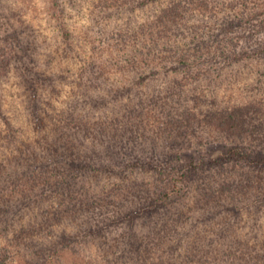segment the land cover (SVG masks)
I'll use <instances>...</instances> for the list:
<instances>
[{"label":"trees","instance_id":"trees-1","mask_svg":"<svg viewBox=\"0 0 264 264\" xmlns=\"http://www.w3.org/2000/svg\"><path fill=\"white\" fill-rule=\"evenodd\" d=\"M55 1L59 6L60 0ZM101 4L98 13L115 17V24L108 37L97 35L106 42L99 52L89 31L81 34L86 35V43V37L73 34L66 25L65 9L59 8L60 24L67 28L61 39L68 45L61 54L80 63L79 73L75 71L78 83L85 82L89 73L92 80L105 76L106 81V73L111 72L121 76L117 87L104 86V95H91L85 88L86 102L93 108L112 109L111 119L103 110L104 115L81 114L77 101L56 106V85L68 77L67 69L71 71L66 65L55 75L32 69L24 74L29 93L20 107L32 117L30 138H20L24 134L7 119L0 104V116L10 127L1 135L0 151L4 142L13 143L19 154L14 155L18 168L7 175L20 176L27 183L21 204L12 200L8 208L0 207V214L12 209L2 221V230H11L15 242L10 249L0 248V264H65L64 252L78 253L80 237H101L108 225L128 224L134 230L143 218L155 235L148 234L151 244L131 231L125 245L105 243L98 253L76 258L72 264H190L191 257L179 248L183 238L191 239L193 228L201 226L197 229L205 232L211 247L217 245L213 235L228 234V228L213 230L217 217L223 215L226 224L238 219V205L221 204L216 197L236 190L246 195L252 180L264 184V0H104ZM28 45L26 51L31 50ZM32 61L29 58V64ZM151 80L164 84L157 93L142 92L140 86ZM147 125H155L152 135L141 130ZM215 140L226 143L221 154L182 160L185 147ZM102 177L118 179L112 190L118 200L108 199L111 194L106 191L102 194L105 188L87 183ZM197 186H202L198 192L209 211L194 220L179 201L196 192ZM68 211V218L77 211L83 214L76 231L69 233L62 226L55 236L46 232L51 222L64 225L60 221H65ZM106 211L115 214L109 222L102 221ZM169 228L175 230V237L168 244ZM165 244L169 248L163 247L161 260H150L154 249ZM228 248L241 251L240 245ZM146 250L154 253L149 257ZM224 264L237 263L227 259Z\"/></svg>","mask_w":264,"mask_h":264},{"label":"rangeland","instance_id":"rangeland-1","mask_svg":"<svg viewBox=\"0 0 264 264\" xmlns=\"http://www.w3.org/2000/svg\"><path fill=\"white\" fill-rule=\"evenodd\" d=\"M56 2L55 0H0V104H2V107L5 109V116L7 119L11 120L13 126L19 133L24 134V136L20 137L23 139L26 136L30 138L33 133L31 128L32 117L22 109V106L20 107V104L22 101L26 100L29 93L25 90V78L31 69L34 72H43V75H46V73L55 75L54 73H58L57 71H59L58 69L61 65L71 67V71H68V69L65 71L68 77L61 78L56 85L57 88H59L56 94H54L56 106L62 108L77 101L79 102V107L82 109L81 114L93 116L94 113L101 114L103 111H106L109 115V119L112 118V109L93 108L89 101L86 102L88 93L85 92V88H88L87 91L91 93V95H104L106 94L104 86L111 84L117 87L121 82V76L111 72L106 73V81L104 78L105 76H101L100 79L94 78V80H92L89 78L91 73H86V83H78V81H75V71L77 70V74L79 73L80 63H75L73 59L64 57L61 54L63 47H67L68 45L61 39L62 37H66L64 33L67 28L62 29L58 13L60 12L59 8L65 9V16L68 20L66 25L68 28L72 27L74 29L73 34L79 39V37H86V35L81 34H86L87 31H89L87 35L90 33V36L93 37L97 52H99L101 46L104 47L106 42L102 41L101 37L98 38L97 35L108 37L110 34L108 33L109 30L112 29L115 24V17L111 20L106 14L102 15L98 13L102 5L101 3L104 2V0H60L59 6L56 5ZM102 13L104 14V12ZM97 20L102 24L97 26L95 23ZM103 39L107 41V38ZM86 41L87 37L83 42L86 43ZM27 44H29L28 46L31 49L29 51L25 50ZM2 48L5 50L4 52ZM18 54H26V56H18ZM14 55L16 57H14ZM29 58L34 59L30 64ZM99 73L100 70L98 71V75H100ZM24 74L27 75L24 76ZM162 81L151 80L148 85L140 86V90L144 93H157L164 84ZM110 104L116 105V102H110ZM90 113L93 115H90ZM5 120L6 119L0 116V140L3 139L2 136L10 128ZM155 128V125L150 127L147 125L141 130L152 135ZM37 135H39V131H36L35 136ZM143 138L144 137L141 136L140 139ZM225 150L226 143L215 140L206 144L185 147L181 152V158L185 162L192 160L196 161L203 156L210 158L217 156ZM14 155L17 157L19 154L18 151L14 149L13 143L8 144L4 142L3 149L0 151V207L2 208H8L9 204L13 205L11 202L12 200H15L17 204H21L23 202L21 200L25 197L23 196V192L27 191L26 179L20 176L12 178L7 175L10 171L14 172V169H17L19 166V163H17L18 159H16ZM117 182L118 179L116 177H102L99 181H97L96 178L92 180L89 179L87 183L105 188L102 194L106 191L107 194H111V197H108V199L115 198V200H118L117 195L113 194L114 192L112 191L116 189L114 185ZM262 183L263 182L252 180L251 192L246 195L238 194V190H236L237 192L233 191L232 195L224 192L222 195L216 197V199L221 201V204H237L239 207L238 219L235 220L232 218L230 223L226 224L225 221L222 220L223 215L217 217L212 224L213 230L217 232L228 228V234L220 238L213 235L214 239L217 240L215 241L217 245L211 247L210 245H212V243L209 238L206 237L205 232L203 233V231L201 232L197 229H201V226L198 225L193 228L190 232V235H192L191 239L188 236L187 238H183L179 248V252H183V254L191 257L190 264H224L227 259L237 264H264V192H258V190L262 191L264 187ZM29 186H31V184H29L28 187ZM201 188L202 186H197L196 192L191 191V195L179 201L181 202L179 203V207L194 220L203 214L207 215L209 211L208 204H206L199 195L198 191ZM11 212L12 209L6 210L3 214H0V233L3 234L0 236V248L7 247L10 249L9 246L15 244V242H12L10 227H8L10 232L2 230V221L6 219L7 215ZM69 212L70 211L67 212L65 221L64 219L60 221L64 222V225L56 221L51 222L46 232L51 230V235L55 236L58 234L57 230L61 229L62 226H64L69 233L76 231V228H79L80 222L84 220L83 216H81L83 214L80 213L81 211H77L74 212L75 216L71 215L70 218H68ZM79 213L80 215H78ZM103 215L107 216H104V220L102 216V221L109 222L115 214L113 211H106ZM72 217L74 219H71ZM143 220L146 219H141L136 226L137 228L135 227L134 230H131L128 224L122 226L108 225L106 229L102 231L101 237H80L82 244H78L76 247L79 250L78 253L74 254L69 251L64 252L63 261H66L65 264H72V260H76V258L80 259L92 256L93 253H98L100 251L98 248L103 245L106 246L105 243L108 245H119L120 243H122L121 245H125L126 241L124 240L130 235L131 231L135 232L136 236L144 242H149L148 234L155 235L150 230L151 225L142 223ZM180 230L182 231L183 229L180 228ZM174 237L175 230L170 229L166 239L167 243L169 244ZM197 242L199 246L196 244ZM168 244L154 249L155 253L152 250H146V255L150 257L152 251L154 255L150 257V260L159 261L164 254L163 247L168 249ZM232 245H240L241 251L230 250L228 246ZM196 246H198V250ZM22 247L23 246L20 245L17 249ZM11 249H15V247H11ZM240 253H244V255L242 256ZM176 254L177 253H175V255ZM93 258H95V256H93ZM172 258L174 259L173 256Z\"/></svg>","mask_w":264,"mask_h":264}]
</instances>
